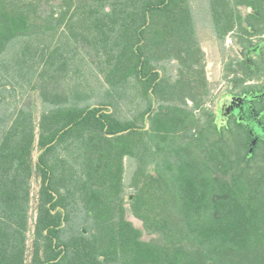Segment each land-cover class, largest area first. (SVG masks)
<instances>
[{
	"label": "trees",
	"instance_id": "16d2710c",
	"mask_svg": "<svg viewBox=\"0 0 264 264\" xmlns=\"http://www.w3.org/2000/svg\"><path fill=\"white\" fill-rule=\"evenodd\" d=\"M58 1L0 0V54L23 43L13 71L41 107L0 139V264H264V138L250 154L251 122L209 109L201 45L264 43V0H209L215 35L190 0ZM256 53L225 64L231 91L264 89L248 83L264 80ZM252 102L264 128V96Z\"/></svg>",
	"mask_w": 264,
	"mask_h": 264
},
{
	"label": "rangeland",
	"instance_id": "374dc122",
	"mask_svg": "<svg viewBox=\"0 0 264 264\" xmlns=\"http://www.w3.org/2000/svg\"><path fill=\"white\" fill-rule=\"evenodd\" d=\"M208 1L209 0H190L194 16H196L198 19V20L196 19L197 23L200 24L202 23L203 25H205L204 27L201 24V26L203 27L202 29L203 32L206 31L207 35L208 34L215 35V33L213 32V23L211 21V14L208 7ZM57 2L59 1L57 0ZM240 9L243 14L247 13L248 9L245 6L240 5ZM62 31L63 30H61L60 33L57 34V36H60ZM46 41H50V40L46 38ZM53 42L55 43V41ZM230 44L231 43L228 40H226L225 43L223 44L224 48H222L219 41L215 37H213V39L206 38L201 42L202 48L205 51V55H206L207 77L209 81L217 82V85L213 89V100L209 101L207 104L209 109L213 110L215 114H217L216 107L219 98H221L226 93H229L231 91V86H232L228 78L225 77V73H226V70L224 69L225 62L229 60L231 57L237 56V54H241V53L243 54V52L240 51L236 52L230 46ZM53 45L54 44H52L50 47H52ZM22 46H23L22 42H18L15 45L10 44L7 47V50H5L3 53L0 54V96L1 94H3L4 96V98L3 97L0 98V139L3 134V129L9 124L11 125L12 121L14 120V118L17 117V114L22 107L25 109L27 108L32 109V107H34L36 112H38L41 108L39 106L40 102H39L38 91L36 89H33L30 86V84L22 81V78L20 76H15V72L13 71L14 67L16 68L18 67L16 60L21 57L20 49ZM79 50L83 55H88L85 54V52L81 49V47L79 48ZM86 60H89V58L87 57ZM75 62L81 66L82 64L85 63V69L92 70V62H80V61H75ZM167 66L169 69L168 71L169 77H175L176 66H177L176 60L171 61ZM38 78L39 77L35 78L36 81H38ZM260 81L262 80L256 79L253 82L259 83ZM66 82H68V80H66ZM92 83L93 86L96 87V82L92 80ZM64 84L67 85V83ZM261 94L262 92H260V95ZM33 104H38V106H35ZM247 113H249V111H247L244 115L242 114L237 116L250 121L253 130L256 131L257 133H262V131H264V128L260 124V121L257 120V117L255 115L253 116V114L247 117L248 116ZM10 114H12V117H10ZM7 115H9V118L7 117ZM1 117L5 119L7 118L8 122L2 124ZM233 120L234 119H232L231 124H233ZM248 125L249 124L246 123V126ZM251 145L252 144L250 143V150H249L250 154H252L253 152ZM39 153H40V149L37 147V144H35V147L33 149V158H32L34 164L36 163L39 157ZM30 181H31V199L29 203L30 209L28 211V223L30 225V228L33 229L34 221L37 215L36 208H37V197L40 186V180L37 176L33 175ZM133 221H135L137 224H140L138 219L133 218ZM29 262L30 259L28 260V264H30Z\"/></svg>",
	"mask_w": 264,
	"mask_h": 264
},
{
	"label": "flooded vegetation",
	"instance_id": "af4514ba",
	"mask_svg": "<svg viewBox=\"0 0 264 264\" xmlns=\"http://www.w3.org/2000/svg\"><path fill=\"white\" fill-rule=\"evenodd\" d=\"M226 40H228L231 44L230 46L236 51H240L243 52V54H237L239 57H252V58H256L257 57V53L256 51L260 52L262 46L264 45V43H260V44H256L253 46L252 49L246 51L245 49H238L235 46H233V41H232V33H229L226 37ZM225 40V41H226ZM253 51V52H251ZM230 60V59H229ZM227 60L225 62V64L229 61ZM248 60H250V58H248ZM234 73H231L229 76H227L228 80H231V78L233 77ZM254 80H256V78H254L253 80L248 81V83H257V82H253ZM262 81H260L259 83L262 84L264 82L263 79H260ZM238 90H234V91H230L229 93H226L225 95H223L221 98H219L218 102H217V107H216V112L218 114V118L217 120L219 121V123H228L229 121H232V119H238L239 121H245L246 119L239 117L237 115H244L247 111H249L248 116L249 117L251 114H254V107H253V102L252 100H254L255 98L264 96V89L261 91L262 94L260 95V93L258 94H243L240 95L238 92ZM213 100V98H212ZM248 121V120H246ZM259 137V138H264V131H262V133H253V138L254 137Z\"/></svg>",
	"mask_w": 264,
	"mask_h": 264
},
{
	"label": "water",
	"instance_id": "95a60500",
	"mask_svg": "<svg viewBox=\"0 0 264 264\" xmlns=\"http://www.w3.org/2000/svg\"><path fill=\"white\" fill-rule=\"evenodd\" d=\"M263 95V94H262ZM258 139H259V137L257 136H255L253 139H252V142H251V148L252 149H254V147L256 146V144H257V142H258Z\"/></svg>",
	"mask_w": 264,
	"mask_h": 264
}]
</instances>
